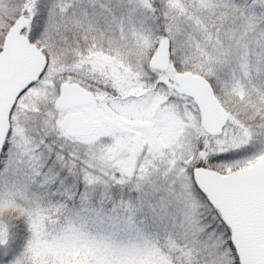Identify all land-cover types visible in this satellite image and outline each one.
Segmentation results:
<instances>
[{
    "label": "snow or ice",
    "instance_id": "obj_1",
    "mask_svg": "<svg viewBox=\"0 0 264 264\" xmlns=\"http://www.w3.org/2000/svg\"><path fill=\"white\" fill-rule=\"evenodd\" d=\"M0 264H264V0H0Z\"/></svg>",
    "mask_w": 264,
    "mask_h": 264
}]
</instances>
